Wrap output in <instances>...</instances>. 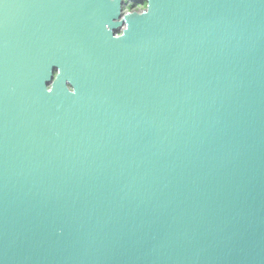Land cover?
I'll return each mask as SVG.
<instances>
[{"label":"water","instance_id":"water-1","mask_svg":"<svg viewBox=\"0 0 264 264\" xmlns=\"http://www.w3.org/2000/svg\"><path fill=\"white\" fill-rule=\"evenodd\" d=\"M116 1L0 0V264H264V0Z\"/></svg>","mask_w":264,"mask_h":264},{"label":"flooded vegetation","instance_id":"flooded-vegetation-1","mask_svg":"<svg viewBox=\"0 0 264 264\" xmlns=\"http://www.w3.org/2000/svg\"><path fill=\"white\" fill-rule=\"evenodd\" d=\"M115 1V0H110ZM144 6V7H143ZM147 7L146 0H117L109 7L108 17L111 23H122L115 28L116 35H120L126 27L125 15L131 12L141 13ZM106 27L110 28L109 22Z\"/></svg>","mask_w":264,"mask_h":264},{"label":"rangeland","instance_id":"rangeland-1","mask_svg":"<svg viewBox=\"0 0 264 264\" xmlns=\"http://www.w3.org/2000/svg\"><path fill=\"white\" fill-rule=\"evenodd\" d=\"M144 7V6H143Z\"/></svg>","mask_w":264,"mask_h":264}]
</instances>
